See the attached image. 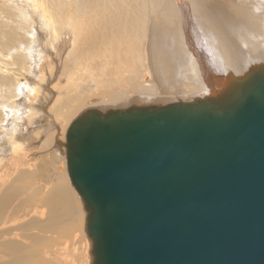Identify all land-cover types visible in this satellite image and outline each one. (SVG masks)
Instances as JSON below:
<instances>
[{"label":"bare ground","instance_id":"obj_1","mask_svg":"<svg viewBox=\"0 0 264 264\" xmlns=\"http://www.w3.org/2000/svg\"><path fill=\"white\" fill-rule=\"evenodd\" d=\"M258 68L264 0H0V264L92 263L65 147L82 112L214 97Z\"/></svg>","mask_w":264,"mask_h":264},{"label":"water","instance_id":"obj_2","mask_svg":"<svg viewBox=\"0 0 264 264\" xmlns=\"http://www.w3.org/2000/svg\"><path fill=\"white\" fill-rule=\"evenodd\" d=\"M65 147L91 264H264V68L214 97L87 109Z\"/></svg>","mask_w":264,"mask_h":264},{"label":"rangeland","instance_id":"obj_3","mask_svg":"<svg viewBox=\"0 0 264 264\" xmlns=\"http://www.w3.org/2000/svg\"><path fill=\"white\" fill-rule=\"evenodd\" d=\"M39 140H41V139H39ZM41 141H42V140H41ZM36 143H37V142H36ZM59 147H60V148L64 147V143H62V145L59 146ZM59 147H58V148H59ZM63 149H64V148H63ZM42 150H43V151H42ZM42 150H41L42 152H40V156H43V158H44V157L46 156L47 153H49L50 151L53 150V145L49 146L48 149H42ZM59 150H62V149H59ZM62 152L65 153L64 150H62ZM38 154H39V153H38ZM61 159H62V158H61ZM55 161H56V163L59 164L60 166L62 165V163H60L58 159H55ZM61 161H62V160H61ZM43 167H45V166H43ZM67 178H68V176H67ZM69 181H70V180H69ZM70 183H71V182H70ZM71 185H72V184H71ZM72 186H73V185H72ZM73 188H74V187H73ZM74 189H75V188H74ZM76 192H77V191H76ZM81 201H82V200H81ZM81 203H83V202H81ZM83 210L85 211L84 207H83ZM82 228H83V234L85 235V234H86V233H85V227H82ZM85 237H86L87 241L89 242L90 239H89V237L87 236V234L85 235ZM79 238H80V232H79ZM62 239H63V238H62ZM63 241H64V240H63ZM69 241H71V243H73L71 239H70ZM69 241H68L67 244H68V245L70 244L69 247H71L72 244H71ZM83 243H84V241H83V239L81 238V239H80V242H77L76 244H74V247L76 248V246H77V248H80V246L83 245ZM75 245H76V246H75ZM90 246H91V245H90ZM57 247L63 249V246L60 245V244H57ZM90 249H91V248H90ZM89 253H90V251H89ZM89 253H88V254H89ZM89 255H90V254H89ZM77 257H78V256H76L75 260L77 259ZM89 257H90V261H91V259H92V255H90ZM76 261H77V260H76ZM78 261H79V260H78ZM78 261H77V262H78ZM90 264H91V262H90Z\"/></svg>","mask_w":264,"mask_h":264}]
</instances>
